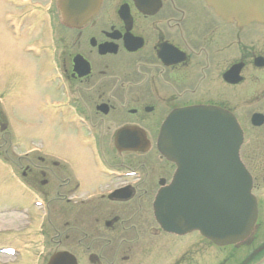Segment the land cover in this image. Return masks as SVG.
Returning <instances> with one entry per match:
<instances>
[{
	"label": "flooded vegetation",
	"instance_id": "flooded-vegetation-1",
	"mask_svg": "<svg viewBox=\"0 0 264 264\" xmlns=\"http://www.w3.org/2000/svg\"><path fill=\"white\" fill-rule=\"evenodd\" d=\"M158 1L156 12L152 16H148L135 10L132 0H107L111 5L110 10L105 12L108 19L115 15L117 3L127 2L131 6L137 25L133 31L143 38V44L135 52L129 53L133 55L132 60L123 49L122 41L116 39L115 42L120 47L117 54L99 55L96 49L94 70L96 76L79 77L74 73L72 66H68L66 58L62 64L63 72H68L69 77L77 82V86L81 85L84 95L89 94L87 91L90 90L83 82L93 86L95 94L94 118L92 117L90 120L94 119V123L92 124L93 130L88 131V134L93 135V143L98 151L97 157L102 164V173L107 175V172H112L113 169L122 171L117 178L115 176L110 178L112 186L104 189L101 188V183L105 181V177L100 178V172L96 171L93 201L94 228H96V247L98 244H102L101 249L113 242L134 243L139 240L141 221H147L144 219V213H147L149 209V201L153 194V191H149V188L144 186L147 179H142L138 175V171L142 168H146L145 176L148 175L149 160L134 162L128 152L118 154L113 140L117 129L123 125L135 123L146 129H154L162 114L176 106L192 102L216 104L235 110V107L230 104L228 89L221 87L220 91H217L214 85L221 81L223 73L229 67L228 24L224 22L223 17L216 13L214 7L209 6L208 0ZM213 1L220 2V0ZM190 19H194L199 24H205V26L198 27L196 23H192L190 27L192 32L190 31L188 36L205 30L209 33L203 43L197 42L195 46L182 29V26ZM233 33V37L239 43L244 42L246 38L253 40V43L250 47L240 45L230 66L235 62H243V70L246 67L256 69L257 58H261L258 61L264 64V29L254 31L248 36L244 34L243 30H236ZM96 39L99 43L110 40L104 34L96 35ZM170 42L182 48L186 57L178 65L167 67L163 64L164 54L161 52L163 46L171 44ZM118 54L128 58L127 78L129 84L133 86L132 91L120 94L112 91V74H116L119 70V66H115L113 58ZM131 61L135 62L136 66ZM261 68L264 70V65ZM251 76L256 78L254 72L251 73ZM160 77L162 80L159 83ZM78 102L82 106L79 109L81 114L83 116L90 115L83 97L79 96ZM118 103L125 106L130 105L129 108H135L137 112L140 111V114L134 119L126 113L116 120V110L122 107ZM150 106L152 110H148ZM106 121H108L109 128L110 124L115 126L111 128L113 134L105 135L107 125L104 123ZM56 165L57 162L49 158L46 160L45 166L36 162H32V165L29 166L31 183L33 181V184L37 185L39 181L41 182L40 184L44 187L41 189L42 191L38 192L45 195L49 208L52 207L54 210L56 203L73 201L79 190L77 182H72L69 176L65 177L68 169L55 167ZM159 169L161 170V167ZM132 171H136L137 175L135 185L130 173ZM40 173L46 178L39 179ZM58 181H62L59 186ZM127 185H130L133 190L128 191L131 193L130 196H126V191H120V196H112L116 190H122ZM55 222L61 223L59 219H56Z\"/></svg>",
	"mask_w": 264,
	"mask_h": 264
},
{
	"label": "water",
	"instance_id": "water-1",
	"mask_svg": "<svg viewBox=\"0 0 264 264\" xmlns=\"http://www.w3.org/2000/svg\"><path fill=\"white\" fill-rule=\"evenodd\" d=\"M245 9L248 16H255L260 10L264 12V2L245 4ZM230 126L233 127L231 123ZM237 163V165L233 162L229 163L228 173L238 172L235 174H239V177L229 174L230 177L226 181L223 179L224 190L220 189L221 184L216 185L213 180L214 191H176L188 200L193 198L191 204H179L180 207L179 205L176 207L173 198L175 191H165L163 196L161 195V211L166 222L173 224L192 218L190 221L197 222L201 230L217 244L250 243L256 228L257 203L255 197L250 194V179L243 172L240 163ZM203 180L210 183V179L203 178ZM176 184L171 188L176 187ZM208 185L202 187L207 188ZM66 258L68 257L64 254L57 255L50 264H61ZM259 264H264V260Z\"/></svg>",
	"mask_w": 264,
	"mask_h": 264
},
{
	"label": "rangeland",
	"instance_id": "rangeland-1",
	"mask_svg": "<svg viewBox=\"0 0 264 264\" xmlns=\"http://www.w3.org/2000/svg\"><path fill=\"white\" fill-rule=\"evenodd\" d=\"M7 44L9 45L10 52L12 53L6 49ZM2 46L3 48L0 50V61H3L5 58H11L12 56H15V59L19 61L18 65L21 68L22 75L27 76L28 66H30L31 63L28 59L22 56L21 51L18 49L19 47H12L11 42L8 43L7 40L2 42ZM11 64L12 63H10V65ZM33 75L34 73L31 72V77L27 76L25 79H23L26 83V88L23 89L24 93L21 95L23 97L16 103V106L18 107L17 114L19 119V134L25 141H29V137L33 136V134L37 132H44L46 130L47 124L50 123V111L53 110L51 107L44 104L43 99L41 101L42 106L40 105L39 97L44 91V83L41 81L39 76L34 77ZM28 84H30V86H28ZM47 91L48 89L46 88L45 92ZM52 92L59 95L53 90ZM60 112L61 110L58 111L59 114ZM5 166H7V164H5ZM8 191H16V187L13 179L7 177L4 174V177L2 176V180L0 179V222L6 221L15 215L14 212L10 211L12 209L13 195L8 194ZM261 193L264 196V187ZM257 194L260 197L259 200H261V207L259 210V224L261 226L258 234L256 235L254 244L255 247L251 249L248 248V246L237 248L225 247L224 249H218L214 247L210 253V256L208 257L207 264H219L222 262L224 264H233L235 260L231 259L232 256L236 255V257L241 258L247 255L250 250H258L257 247H261L260 244H264V197H262L258 192ZM15 242V232L6 231L4 229L0 230V247L8 244H14ZM18 256L19 255H15L6 259H0V264H14L16 262L15 259Z\"/></svg>",
	"mask_w": 264,
	"mask_h": 264
}]
</instances>
